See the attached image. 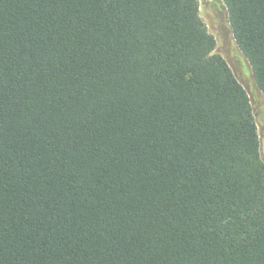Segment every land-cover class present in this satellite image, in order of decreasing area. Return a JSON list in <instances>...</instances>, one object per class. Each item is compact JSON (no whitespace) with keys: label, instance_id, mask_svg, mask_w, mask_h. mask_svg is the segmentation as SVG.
Here are the masks:
<instances>
[{"label":"trees","instance_id":"16d2710c","mask_svg":"<svg viewBox=\"0 0 264 264\" xmlns=\"http://www.w3.org/2000/svg\"><path fill=\"white\" fill-rule=\"evenodd\" d=\"M264 100V0H220ZM198 0H0V264H264L250 96Z\"/></svg>","mask_w":264,"mask_h":264},{"label":"rangeland","instance_id":"374dc122","mask_svg":"<svg viewBox=\"0 0 264 264\" xmlns=\"http://www.w3.org/2000/svg\"><path fill=\"white\" fill-rule=\"evenodd\" d=\"M198 2L200 17L208 32L215 39L214 52L227 62L237 80L244 86L250 96L259 133L260 155L264 161V100L255 91L250 72L233 40L227 14L220 0H198Z\"/></svg>","mask_w":264,"mask_h":264}]
</instances>
